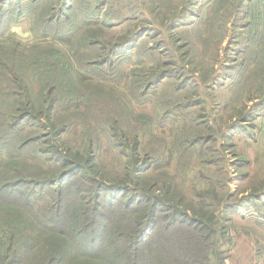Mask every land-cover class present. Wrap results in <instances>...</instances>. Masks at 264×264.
Listing matches in <instances>:
<instances>
[{
    "label": "rangeland",
    "instance_id": "obj_1",
    "mask_svg": "<svg viewBox=\"0 0 264 264\" xmlns=\"http://www.w3.org/2000/svg\"><path fill=\"white\" fill-rule=\"evenodd\" d=\"M73 4L0 35V264H134L152 205L137 264H264V0Z\"/></svg>",
    "mask_w": 264,
    "mask_h": 264
},
{
    "label": "trees",
    "instance_id": "obj_2",
    "mask_svg": "<svg viewBox=\"0 0 264 264\" xmlns=\"http://www.w3.org/2000/svg\"><path fill=\"white\" fill-rule=\"evenodd\" d=\"M44 1H46V0H44ZM49 1H51V0H49ZM74 1L75 0H64V2L61 3L62 6L59 9L56 8L54 10L53 7H51L52 12H51L50 16H48L44 21H42L41 20L42 16L40 14H38V12L40 11V7L42 8V10H44V8H45L44 5H42V6L39 5V6H34L33 8H29V5L32 1L28 2V0H0V35L5 34L10 29L11 25L13 24L12 22H14V21L20 22L26 14H30L31 17H33L31 20V23H32L31 27L32 28L31 27L30 28L32 31H35V32L37 31L36 25L41 27V25H43L42 23H44V22L46 24L58 23V21L62 20V16L65 13H69V10L71 8H73ZM35 4H38V2L36 1ZM55 7H56V5H55ZM94 9L97 12L100 11L97 8V6H95V5H94ZM33 19H34V21H33ZM41 21H42V23H41ZM41 30H42V28H41ZM37 33L39 35L41 34L40 29H39V31H37ZM45 35H47V33H45V34L42 33V36H45ZM130 41H131V39L128 42H130ZM93 42H95V41H92V43ZM123 44H126V43L121 41V40L116 42L114 45L110 46L109 49L107 48L108 50H106V51H108V55L106 52L104 58H102L100 60H95L91 64L100 65V64H103V62H105V61L107 62L109 57L111 58V54L117 53L116 47L122 46ZM161 78H163V76L159 75L158 77L154 78L153 80H149V82L147 84H149V83L150 84L151 83L157 84L161 80ZM76 168H70L69 172H62L60 174V176L58 177V179L54 181L55 184H57V186L60 188L63 187L64 184L62 183L63 181H62L61 177H63L66 180V178H65L66 174H70V177L73 176L75 174L74 170ZM14 184L15 183L9 184V186H12ZM16 184H19V183L17 182ZM43 185H45L46 187H47V185H49L50 187H54L52 185L51 180L48 183H43ZM54 189H55V187H54ZM55 190L57 192V189H55ZM151 208H152V214L150 213V216H148L147 226L141 230H138V233L135 234L136 236H134L133 239L131 240L132 246H130V255H129L130 260L128 259V262L131 261L132 263L137 264L136 261L142 255V252H143L142 251L143 244L145 243V241L148 238H150L151 234H153L151 230L155 229L157 227L158 221H156L157 220L155 218L156 214L153 211L158 209V207L152 205ZM134 213H135V211H134ZM186 216H187V219L185 222L188 224L187 226L190 227L188 230L189 234L192 236L195 235L196 237H202L201 234L204 233L206 226L201 224L200 220L192 218L188 215H186ZM135 223L137 224V221ZM171 223L172 222L166 223L165 227H163V228L166 230H171L172 229ZM64 228L61 227V229L59 231H52L49 233V235H55L56 232H58V234L63 235V239H65V231L63 230ZM98 236H99V238L98 239L95 238V241L93 244L96 247L98 246V242H99L98 240H100L101 232ZM156 236H157L156 233H154L153 237L150 239L149 242L154 241ZM68 240H70V239H68ZM92 243H90V245ZM105 246H106V243L103 244V247H105ZM59 249H60L59 251H60L61 258H62V257H64L63 255H65V250H66L65 246L61 245V247ZM99 251H100V249L98 250V252ZM83 255H87V257L90 258L91 260H96V258H98V256L94 253L83 254Z\"/></svg>",
    "mask_w": 264,
    "mask_h": 264
}]
</instances>
